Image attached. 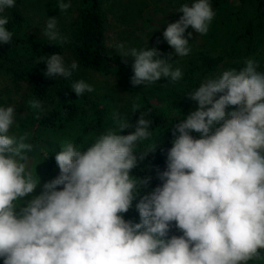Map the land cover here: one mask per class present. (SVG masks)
Wrapping results in <instances>:
<instances>
[{
	"label": "clouds",
	"instance_id": "obj_1",
	"mask_svg": "<svg viewBox=\"0 0 264 264\" xmlns=\"http://www.w3.org/2000/svg\"><path fill=\"white\" fill-rule=\"evenodd\" d=\"M17 0H0V44L13 32L7 10ZM60 12L72 0H56ZM183 15L167 24L163 41L172 49L164 58L158 47L125 48L132 57L133 86L167 78H183L173 56L191 52L189 26L209 31L215 17L211 0H191L178 9ZM50 41L66 43L57 17L43 30ZM161 41H157L159 45ZM44 75L69 79L79 65L63 55L43 58ZM78 96L94 88L81 79L71 85ZM198 108L172 126V147L160 181L133 170L145 160L138 147L149 140L152 121L141 113L133 125L118 112L116 127L107 129L88 146L65 141L55 155L59 175L44 183L38 195L25 199L41 185L29 170L32 145L27 136L10 134L16 108L0 106V259L3 264H249L264 262V71L248 59L206 78L187 94ZM41 110L39 100L30 102ZM139 105H134L136 111ZM231 108L233 110L226 111ZM134 128L130 134L123 130ZM193 133L197 135L194 136ZM140 222L126 220L133 207ZM178 229L182 235L171 234Z\"/></svg>",
	"mask_w": 264,
	"mask_h": 264
},
{
	"label": "trees",
	"instance_id": "obj_2",
	"mask_svg": "<svg viewBox=\"0 0 264 264\" xmlns=\"http://www.w3.org/2000/svg\"><path fill=\"white\" fill-rule=\"evenodd\" d=\"M178 1L191 3V0ZM211 4L216 14L209 31L203 34L206 45L200 50H193L189 40L192 50L181 68L183 78L176 82L162 78L147 86L131 84L133 72L124 57L108 46L106 36L109 25L104 0H80L73 28L67 42L62 45L34 34L30 19L18 7L11 8L7 14L9 24L6 27L14 35L9 44H0V68L5 67L16 81L29 85V107L33 100H39L43 105L41 110L30 107V114L39 115L35 118L38 124L32 130L26 129L28 118L26 124L22 120L18 123L20 134L27 135L34 143L27 155L36 153L37 133L40 131L61 132L64 142L71 141L77 146L86 147L105 126L113 123V128L116 127L113 108L108 99L102 100L101 104L98 100H89L86 95L78 96L72 91V83L78 80L77 71L67 80L44 75L46 64L43 58L61 54L68 47L79 67L118 78L133 100L130 106L119 113L122 117L134 125L140 114L145 113V118L152 121L153 135L138 147V151H148L152 146L157 148L154 152H148L133 174L139 177L152 176L151 188L160 184L157 169L163 171L165 168L166 154L174 139L171 127L187 117L189 105L193 101L187 94L222 65L239 71L245 60L255 59L259 62L260 70L264 71V0H211ZM144 22L161 30L167 27L150 18ZM134 105H139L136 111L133 110ZM132 131L134 128L125 129L121 134L127 135ZM41 156L44 179L34 192L37 195L44 183L59 175L55 154L44 150ZM124 217L140 222L135 202ZM171 234L182 235L175 228ZM0 264H3L2 259ZM249 264L264 262L250 261Z\"/></svg>",
	"mask_w": 264,
	"mask_h": 264
},
{
	"label": "rangeland",
	"instance_id": "obj_3",
	"mask_svg": "<svg viewBox=\"0 0 264 264\" xmlns=\"http://www.w3.org/2000/svg\"><path fill=\"white\" fill-rule=\"evenodd\" d=\"M79 4L80 0H72V7L66 12H60L57 8L56 0H17L15 7H18L30 19L33 33L41 39L49 40L43 35V30L46 27V22L49 17H57L59 31L68 40L70 31L77 18ZM182 4L178 0H104V8L107 13L109 25L106 36L109 48L118 52L116 46L119 44H123L128 49H140L146 46L149 48L158 47L163 53L164 58H167L169 53L174 52V49L163 41L164 30L151 26L144 21L150 18L156 23L167 26L168 23L179 20L183 15L182 12L178 11ZM9 11L10 9L7 10L6 14ZM189 32L192 33L191 37H189L192 49H202L206 45L203 34H199L191 26H189L185 35L187 36ZM157 41H161V43L157 45ZM61 55L64 56L66 63L70 64L72 61H76L68 47L65 48ZM186 58L173 56L172 62L176 61L174 67L182 68L186 63ZM124 59L129 69L133 72L132 65L134 58L129 56L124 57ZM228 69L222 65L217 71L207 76V78L218 76ZM77 72L78 80L83 79L94 88L93 92L85 93L84 95L89 100L100 101L101 104L102 100L108 99L113 108V116L114 113H120L133 103L129 93L122 87L118 78L81 67L78 68ZM28 93L29 85L26 82L16 81L13 76L6 72L5 67L0 68V106H14L16 108V124L10 130V134L16 135L17 137L23 136L20 134L18 128L19 120L25 121L26 124V119H29L26 127L27 130H32L38 124L35 118H38L39 115L32 114V112L30 114L31 108L27 103ZM197 108L198 104L192 101L187 114H190ZM32 117L34 122L32 121ZM113 127V123L111 126L108 124L98 133V136ZM61 134V132L56 131H40L37 133L38 141L36 145L38 147L36 153L28 155V166L34 175L40 177L41 182L44 179L42 178L43 160L41 152L47 150L56 155L61 150L60 145L64 143V140L61 139ZM26 142L31 145L34 144L29 137H27ZM34 195L37 194L33 193L25 199H31Z\"/></svg>",
	"mask_w": 264,
	"mask_h": 264
}]
</instances>
